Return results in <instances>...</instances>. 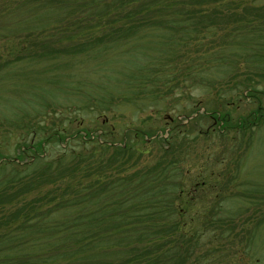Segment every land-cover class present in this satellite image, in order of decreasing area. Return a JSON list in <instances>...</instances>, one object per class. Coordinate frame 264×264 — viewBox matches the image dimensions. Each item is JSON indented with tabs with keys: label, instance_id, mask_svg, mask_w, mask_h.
Segmentation results:
<instances>
[{
	"label": "rangeland",
	"instance_id": "rangeland-1",
	"mask_svg": "<svg viewBox=\"0 0 264 264\" xmlns=\"http://www.w3.org/2000/svg\"><path fill=\"white\" fill-rule=\"evenodd\" d=\"M228 2L238 4L239 15L245 5L264 12V0ZM37 16L59 13L20 7L2 19L38 25ZM248 18L249 32L196 38L160 30L0 32V164L14 160L20 169L37 155L48 162L63 148L79 156L68 154L62 168L80 162L74 173L58 172L67 174L58 183L1 201L0 217L29 199L50 198L74 178L85 186L105 171L117 178L177 160L187 184L204 180L206 187L190 195L182 219L192 236L175 257L186 258L183 264H264V32L257 17ZM210 112L253 124L223 130ZM175 121L181 124L172 133ZM73 134L126 152L70 141ZM47 136L51 142L27 149ZM13 167L0 168V180Z\"/></svg>",
	"mask_w": 264,
	"mask_h": 264
},
{
	"label": "trees",
	"instance_id": "trees-1",
	"mask_svg": "<svg viewBox=\"0 0 264 264\" xmlns=\"http://www.w3.org/2000/svg\"><path fill=\"white\" fill-rule=\"evenodd\" d=\"M225 1L0 0V32L127 33L160 30L174 32L180 38L188 34L196 38L217 31L249 32L251 20L248 17L252 14L259 21V29L264 32L263 9L254 14V7L245 5L243 13L239 15L236 10L238 4H227ZM20 7L27 12L37 10L38 15L41 10L44 14L59 13V16L45 21H41L42 15L37 16L40 22L38 25L28 24L29 19L22 22L3 21ZM141 84L143 87L144 84ZM215 114L210 112L208 116L221 124L223 130L229 127L244 130L252 123L248 118L227 121L228 114L222 117L217 114L216 119ZM180 124L179 121L170 123L169 131L175 132ZM70 137V141L76 140L82 145L91 143L103 152L108 148L117 149L116 155L126 152L121 145L108 146L106 141L99 139L86 140L88 137L79 134ZM45 141L51 142L52 136L32 142L27 149L34 148L36 144L41 147ZM68 154L79 156L63 148L55 159L46 162L37 155L31 162L21 165L20 169L14 160L3 161L0 168L6 169L10 164L18 168H11L10 176L0 180V202L17 200L31 189L58 183L59 179L64 180L67 174L56 175L60 171L74 173L76 166L80 165L79 161L75 162V167H61ZM71 160L74 162V159ZM176 162L158 163L153 168H141L117 178L110 173L111 170L105 171L85 186L74 178L65 181V189L58 187L59 193L53 191L56 194L50 198L47 193L27 200L6 217H0V264L185 263L186 258L183 256L175 257L176 252L182 249L186 235L190 234V238L192 236V228L187 229L182 218L187 212V203H192L190 195L205 188L206 182L196 180L187 184ZM89 164L84 165L88 176L91 175ZM30 171L32 173L24 177ZM13 188L17 189L8 194ZM43 198H49L46 201L49 204L40 203ZM180 204L182 207H177Z\"/></svg>",
	"mask_w": 264,
	"mask_h": 264
}]
</instances>
